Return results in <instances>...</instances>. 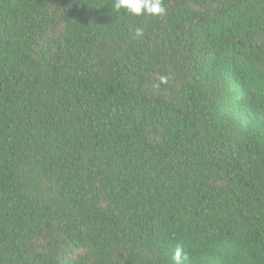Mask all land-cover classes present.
Instances as JSON below:
<instances>
[{
    "label": "trees",
    "instance_id": "16d2710c",
    "mask_svg": "<svg viewBox=\"0 0 264 264\" xmlns=\"http://www.w3.org/2000/svg\"><path fill=\"white\" fill-rule=\"evenodd\" d=\"M0 264H264V0H0Z\"/></svg>",
    "mask_w": 264,
    "mask_h": 264
}]
</instances>
